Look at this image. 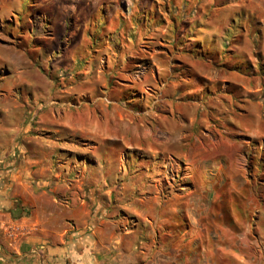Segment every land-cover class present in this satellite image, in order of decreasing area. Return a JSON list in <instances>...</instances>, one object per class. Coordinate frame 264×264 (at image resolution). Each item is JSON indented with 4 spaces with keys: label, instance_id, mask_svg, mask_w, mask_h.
I'll list each match as a JSON object with an SVG mask.
<instances>
[{
    "label": "crops",
    "instance_id": "0c3cea01",
    "mask_svg": "<svg viewBox=\"0 0 264 264\" xmlns=\"http://www.w3.org/2000/svg\"><path fill=\"white\" fill-rule=\"evenodd\" d=\"M119 2L100 0L96 8L93 3H85L93 10L85 22H77V1L62 0L61 5L75 7L67 16L70 26L85 24L96 29L95 32L88 29V34L79 39L76 32L71 31L67 55L71 58L66 61L62 55L55 60L51 70L46 63L49 60L44 44L46 38H41L42 43H34L32 51L5 43L0 38V264L223 263L220 233L213 234L214 230H210L207 235L205 230L210 225L207 226L202 219L199 222L189 219V209L181 208L178 213L182 225L187 227L186 233L178 234L169 224L159 225V194L154 192L151 179L148 178L151 182L145 184V176L141 173L149 174L152 168L150 156L145 155L143 161L141 154L137 153L143 148L141 143L125 140L129 135L152 138V128L158 126L170 130L163 117L167 115L155 107L149 119L139 117L132 113L133 110L126 113L119 107L134 103L135 98L122 94L117 105L109 108L96 95L97 86L93 81L96 61L91 52L93 48L94 51L100 49L95 48L93 37H101L108 9H123ZM155 2L158 0H138V11L146 8L153 12L151 15L149 10H145V18H137L135 27L148 26L145 31L149 34L141 36L138 46L142 50L135 53L124 50V63L129 60L133 61L134 67H153L156 82L161 78V66L168 67V75L171 68L183 74L187 68L188 74L181 82L192 87L188 82L192 75L188 71L194 68V64L175 56L179 54V45L186 47L188 40L181 35L182 41L174 40L177 36L171 30L173 12L165 2V12L158 20ZM119 18L120 14L114 20ZM55 22L58 25L64 20ZM155 26H165V33L159 38L164 43L161 50L151 48L157 41L153 36L157 31ZM197 32L200 34L201 30ZM138 36L135 35L134 39ZM193 40L201 45L204 41L200 40V35L196 39L192 37ZM144 41L146 45L141 46ZM217 41H221L218 36L210 42L211 47L207 46L222 57ZM205 44L196 49L188 48L186 53L215 63L213 54L207 57ZM83 48L87 49L85 55L81 51ZM89 51L90 57L87 56ZM73 57L87 60L86 64L75 67ZM114 58L119 60L118 55L111 56L110 60ZM249 60L246 69L253 67L252 57L249 56ZM63 65H66L67 72H62ZM58 69L59 74L66 73L73 78L69 92L63 91V79L62 85H56L53 80L51 74ZM107 71L113 72L110 66H107ZM152 83L151 79L144 81L151 86ZM200 83L202 89L208 88L206 80ZM104 87L108 86L104 84ZM166 99L169 105L172 98ZM146 100L145 104L154 106L157 103L155 106H160L157 98L148 96ZM135 116L141 121L147 119L152 127L147 126L140 132L138 126L132 124L137 120ZM249 116L251 119L247 118L246 123L252 127L255 114L249 113ZM237 119L241 118L237 116ZM250 120L252 124H249ZM115 142H122L125 148L121 149ZM127 149L130 155L125 154ZM127 156L131 161H126ZM138 169L142 170L140 174H132ZM177 193L170 190L165 199H172L179 195ZM188 195H183L182 199ZM259 215V224L254 225L256 235L251 241L259 252L248 255L235 248L230 252L233 264H264V210ZM196 229L201 234L193 238L188 233ZM245 231L249 232V228ZM207 238L214 243L212 256L207 251Z\"/></svg>",
    "mask_w": 264,
    "mask_h": 264
},
{
    "label": "rangeland",
    "instance_id": "374dc122",
    "mask_svg": "<svg viewBox=\"0 0 264 264\" xmlns=\"http://www.w3.org/2000/svg\"><path fill=\"white\" fill-rule=\"evenodd\" d=\"M76 1L79 9L75 18L77 22H85L93 10L85 3H93L96 8L97 2H100ZM137 2L138 0H120L118 4L122 5L123 9H108V19L103 24L101 37H93L92 42L100 51H94L93 48L87 56L90 57L91 52L96 61L93 74V81L97 86L96 95H99L109 108L117 105L118 97L122 94L135 98L134 103L121 104L119 107L126 113L133 110L132 113L139 117L149 119L155 107L158 112L167 115L163 117L167 127H171L170 130L158 126L152 128V138L142 135L140 138L126 136V142L141 143L143 148L137 153L141 154L143 161L145 155L150 156L152 162L149 174L141 169L132 174L138 175L142 171L145 184L148 185L152 181L154 192H158L159 225L169 224L178 234L186 233L187 227L182 225V218H179L178 213L181 208L189 209V219L194 222L202 219L207 226L210 225L205 230L207 235L210 230H214L211 232L213 234L220 233L219 242L224 256L222 264H233L230 252L235 248L244 250L248 255L254 254L255 251L257 253L258 248L253 247L251 241H254L253 237L256 235L254 225L257 222L259 224V214L264 210V169L255 168L253 165L264 148V0L155 2L158 20H161L160 15L165 12L166 2L168 7L172 6L174 16H178L179 21H186L187 26L183 23L181 27V37L189 38L200 29V40H204L209 47L210 42L215 41L217 36L221 39L216 43L218 49H221L222 57L216 55V50L206 47L207 57L213 54L215 63L186 53L188 48L196 49L200 43L188 40L186 47L179 45V54L175 56L194 64V68L188 71L192 75L188 79L192 87L184 86L181 82L183 76L188 74L187 68L182 69L184 74L171 68L168 75V67L161 66V78L156 82L153 67H134L133 61L129 60L124 63V50L128 49L129 53L142 50L140 45L138 46L141 36L146 37L144 35L149 34L145 31L148 26L135 27L137 18H145L147 10L142 8L138 11ZM61 3L62 0H0V38L5 43L16 44L28 51L33 50L34 43H42L41 38H46L44 44L49 55L46 62L48 69H53L55 60L62 55H65L63 59L67 61L71 58L67 56L72 39L68 37L69 33L76 32L79 39L85 33L88 34V29L95 32L96 27L79 24L73 25L78 27L74 29L70 26L67 16L75 7L70 4L63 6ZM148 10L152 15L153 11ZM119 14L121 18L114 20ZM57 19L64 20V23L57 25ZM155 30L157 31L153 36L157 41L151 48L161 50L164 43L159 41V38L164 35L165 26H155ZM135 35L140 36L135 40ZM146 43L142 42L141 46ZM212 46L217 48L216 45ZM86 50H81L84 55ZM117 55L119 60H110L111 56ZM249 56L252 57L253 67L246 69V66H249ZM72 60V64L78 68L84 66L87 61L77 57ZM65 66H62V72H67ZM107 66H110L113 72L107 71ZM51 75L56 85H62L63 79V91L69 92L72 76L59 74V69ZM150 79L153 81L152 86L144 84V81ZM174 80L177 82H173ZM202 80L208 82V88L202 89ZM104 84L108 87L105 88ZM148 96L160 100V106H155L157 103L154 106L145 104ZM166 97L172 98L169 105L166 104ZM95 111L98 112L99 109L96 108ZM249 113L255 114L254 122H249H253L252 127L246 123L247 118L251 119ZM136 116L137 120L132 124L137 125L140 132L142 129L145 131L147 126L152 127L147 119L141 121ZM237 116L241 119H237ZM115 143L121 149L125 148L122 142ZM125 154H129L128 149ZM126 161H131L129 156ZM251 171L252 180L248 176ZM170 190L178 192L179 195L165 199ZM185 194H189V197L182 199ZM247 227L249 232L245 231ZM189 232L193 238L201 234L198 229ZM257 242L262 247L260 240ZM212 244L214 243L207 238L206 247L210 256L213 253Z\"/></svg>",
    "mask_w": 264,
    "mask_h": 264
},
{
    "label": "trees",
    "instance_id": "16d2710c",
    "mask_svg": "<svg viewBox=\"0 0 264 264\" xmlns=\"http://www.w3.org/2000/svg\"><path fill=\"white\" fill-rule=\"evenodd\" d=\"M173 8H172V6H170V10H172ZM173 12V11H172ZM172 28H171V30H172V32L177 36V38H175L174 40L175 41H182L180 38H179V36L180 35H183V30L181 29V27L183 26V23L186 25V21L185 20H178L179 18H178V16H174V12L172 13ZM187 26V25H186ZM186 31H189L188 29H186ZM197 31H199V29L197 30ZM199 32H196V34H193V35H190V37L189 38H186V40H191L192 39V37H194L195 39L197 38V37H199V34H198ZM193 43H197V40H193ZM205 44V42L203 41L202 42V45H201V47L203 46ZM206 45V47H207V44H205ZM260 69V68H259ZM262 153H261V155H260V157L258 158V161L254 164L253 163V165H254V167L255 168H261V169H264V148L262 149V151H261ZM253 167V168H254ZM249 176V178L252 180L253 179V174H252V171H251V173L248 175ZM252 182V181H251Z\"/></svg>",
    "mask_w": 264,
    "mask_h": 264
}]
</instances>
